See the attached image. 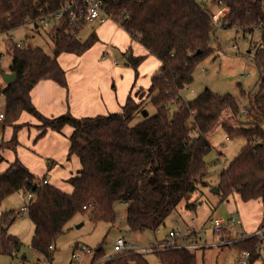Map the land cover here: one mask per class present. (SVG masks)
Segmentation results:
<instances>
[{"label": "trees", "instance_id": "trees-1", "mask_svg": "<svg viewBox=\"0 0 264 264\" xmlns=\"http://www.w3.org/2000/svg\"><path fill=\"white\" fill-rule=\"evenodd\" d=\"M65 1L0 0V32L7 33L35 21L39 8L46 3L50 10L56 11ZM104 1L108 16L156 56L161 67L152 77L147 97L136 103L130 94L122 112L78 118L67 111L48 117L32 102V88L42 79H54L68 87L59 55L83 54L97 34L92 32L82 41L78 34L83 28L76 29L63 20L48 28L54 38L52 56L39 46L15 47L9 53L10 71L18 75L9 85L0 82L6 104L3 120L14 128L7 144L15 150L21 126L17 121L24 111L40 121L39 137L48 129L60 132L66 124L70 125L74 132L67 157L77 155L81 169L71 178L74 186L71 194L49 182L43 183L19 158L0 173V255H13L22 245L19 237L9 231L16 212L1 210L2 202L17 192L24 197L34 195L31 200L27 198V215L34 227L31 246L49 262L57 239L78 214L88 213L95 222L114 224L115 206L124 203L130 232H156L182 201H187V209L195 210L197 203L190 198L198 190L207 168L206 156L213 148L209 135L219 127L228 139L241 136L247 141L220 175L221 200L226 201L234 194L245 202L261 199V225L264 224V126L241 119L242 106L233 94L221 95L207 88L189 101H184L181 95L193 83L197 66L214 51L211 40L217 28L208 5L219 0ZM222 1L228 9L221 18L225 29L234 28L243 35L255 33L256 29L261 32L253 53L259 73L258 91L242 90L241 94L251 112L264 122V0ZM124 57L138 78V67L145 56H135L130 48ZM150 105L154 106V112L149 111ZM172 105L178 108L173 111ZM145 109L148 116L142 114ZM261 245L258 236H251L227 247L236 248L240 254L249 251L254 261ZM196 251L168 248L154 253L161 264H197ZM104 257L101 245L94 250L91 264ZM104 264L152 263L145 254L126 250L105 258Z\"/></svg>", "mask_w": 264, "mask_h": 264}, {"label": "rangeland", "instance_id": "rangeland-1", "mask_svg": "<svg viewBox=\"0 0 264 264\" xmlns=\"http://www.w3.org/2000/svg\"><path fill=\"white\" fill-rule=\"evenodd\" d=\"M95 29L96 25L87 23L79 32L78 37L86 38ZM13 31L16 41L24 40L26 48L33 49L39 46L48 55H53L54 38L51 29L36 30L32 23H28ZM260 34L259 29H256L255 33L243 35V32L237 33L234 28H217V32L211 40L214 51L197 66L193 83L181 92L182 99L184 101L195 99L207 88L221 95L230 93L239 99L242 106V120L257 121L264 126L262 119L251 112L247 99L241 94L242 90L253 93L258 91L259 73L253 61V53L259 44ZM1 53L4 56L0 63V70L8 72L12 56L6 53L3 45H0V55H3ZM137 79L133 87H135ZM0 82L6 84L1 74ZM134 101L137 103L136 100ZM5 105L4 96L0 95V112L5 109ZM177 108V105L171 106L173 111ZM148 109L151 112L155 110L153 105L148 106ZM225 119L234 122V119L228 116H225ZM209 140L213 148L206 156L207 168L203 173V181L190 198L191 202L195 201L197 205L199 204L196 210L187 209V201H182L178 209L166 219L165 225H161L156 232L152 230L130 232L126 219L127 206L124 203H117L115 206L117 219L114 224L106 221L95 222L90 219L88 213L78 214L68 223L65 232L54 244L51 262L47 261L41 253L33 250L31 240L34 227L28 215L22 216L18 212L28 202V197H24L21 192L14 193L2 202L1 210L2 212L10 210L16 212L9 231L19 237L22 245L16 257L0 255V264H91L94 250L102 245L105 257L95 263L101 264L108 255L113 253V244L118 237H124L126 241H131L140 247V245H152L164 241L170 234L169 232L175 228L178 229L180 235L190 230L199 231L202 227L208 228L209 219L215 216L222 218L228 224L231 215L229 207L235 205L233 197L230 198L231 202L227 203V201H222L221 195L213 192V189L218 186L224 167L231 163L247 141L241 136L227 139L224 130L220 127L209 135ZM206 217L209 218L208 221L204 220ZM236 226L237 224H235ZM232 234L236 237L235 232ZM202 239L211 243L216 242L210 229L202 236ZM81 246H86L90 251L84 252ZM196 252L197 264H237L240 255L236 248L213 245L204 251L198 249ZM73 253L77 256L80 255L82 259L80 261L73 259ZM262 253L264 257V246ZM145 256L150 263L161 264L156 253L150 252ZM253 264H259V262L256 261Z\"/></svg>", "mask_w": 264, "mask_h": 264}, {"label": "crops", "instance_id": "crops-1", "mask_svg": "<svg viewBox=\"0 0 264 264\" xmlns=\"http://www.w3.org/2000/svg\"><path fill=\"white\" fill-rule=\"evenodd\" d=\"M208 8L218 17L221 16V9L225 8V13L228 12L225 6L217 2L211 3ZM90 24L96 25L93 32L97 34L91 47L81 55L63 52L58 57L59 64L65 70L68 87L54 79H42L32 88V102L43 115L55 117L67 111L78 118L107 115L122 112L130 94L137 103L147 97L152 77L160 69L161 61L110 17L103 23ZM85 39L87 37L80 38L82 41ZM19 42H23L26 47L24 40ZM130 48L135 56H145L138 67L139 77L135 87V71L126 66L124 57V53ZM18 120L17 123H21V126L17 133L18 143L13 150L12 145L9 146L7 142L11 140L14 128L5 125L4 120L0 119V173L19 158L35 176L46 178L51 185L71 194L74 186L70 179L81 169V161L77 155H72L69 159L67 157L74 128L66 124L60 132L48 129L39 137L42 130L36 117L24 111ZM232 197L235 205L229 207V211L230 214L232 211L238 212L241 219L238 229L247 233L255 231L263 221L262 200L245 202L238 194ZM226 201L231 202L230 199ZM208 219L206 217L204 220ZM182 240L183 238H179L177 241ZM207 248L209 247L203 249ZM18 252L19 250L12 257H16ZM259 264H264V257Z\"/></svg>", "mask_w": 264, "mask_h": 264}, {"label": "built area", "instance_id": "built-area-1", "mask_svg": "<svg viewBox=\"0 0 264 264\" xmlns=\"http://www.w3.org/2000/svg\"><path fill=\"white\" fill-rule=\"evenodd\" d=\"M220 5H223V1L219 0L217 2ZM39 13L36 20L31 22L34 25L36 30L40 28L48 29L52 25H59L63 20H67L72 26L76 29H82L87 23L99 22L103 23L106 19L109 18L106 12V3L104 0H67L65 1L56 11L50 10L47 7V3L42 5L39 8ZM221 16L218 17L213 13L214 24L218 29H224V23L221 20L222 16L225 15V8L220 11ZM0 45L4 46V50L8 53H12L15 47H24L23 42L15 40L12 31L7 33L0 32ZM236 47V46H234ZM2 56L0 55V61ZM0 95L2 92L0 91ZM5 114H0V119H4ZM43 183H48L49 181L46 178L42 179ZM28 199L31 200L34 198L33 194L28 195ZM29 205L26 202L22 206L21 211L19 212L22 216H27ZM1 214V212H0ZM229 223L215 216L209 219V227L202 228L199 231L190 230L185 234L180 235L177 228L172 229L168 234L167 238L162 242H156L152 245H137L133 242H128L124 237H118L113 244V253L108 255L106 258L110 259L116 253L124 252L126 250H133L143 254L150 252H156L168 248H185L189 250H198L206 247H227L233 244L236 241L244 240L250 238L251 236H258L259 241L261 242L260 251L252 261V254L249 251H245L239 255L238 264H253L254 262H260L263 260V246H264V224L260 225L253 232H245L238 229L241 225V219L236 211H232L229 217ZM232 224V225H231ZM235 224L237 226L235 227ZM210 229L213 233V239L215 243L208 242L206 239H202V236ZM232 232L236 233V237L233 236ZM183 238L181 242L177 240ZM82 250L84 252H89L90 250L83 246ZM73 259L80 261L82 257L80 255L73 253ZM75 264V263H72ZM101 264H104L101 263Z\"/></svg>", "mask_w": 264, "mask_h": 264}, {"label": "water", "instance_id": "water-1", "mask_svg": "<svg viewBox=\"0 0 264 264\" xmlns=\"http://www.w3.org/2000/svg\"><path fill=\"white\" fill-rule=\"evenodd\" d=\"M17 75L18 74H16L15 72H1L2 79L7 85L11 84L17 78ZM142 114L143 116H148L149 112L145 109L142 111ZM70 182H72V179H70ZM213 192L218 194L220 193L218 186L213 189Z\"/></svg>", "mask_w": 264, "mask_h": 264}]
</instances>
